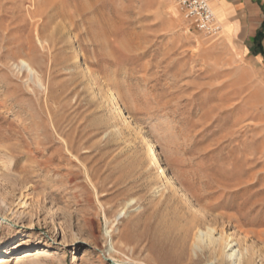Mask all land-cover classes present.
<instances>
[{
  "label": "rangeland",
  "instance_id": "rangeland-1",
  "mask_svg": "<svg viewBox=\"0 0 264 264\" xmlns=\"http://www.w3.org/2000/svg\"><path fill=\"white\" fill-rule=\"evenodd\" d=\"M214 13L209 38L172 0H0V264H208L207 219L264 257V0L236 32Z\"/></svg>",
  "mask_w": 264,
  "mask_h": 264
},
{
  "label": "bare ground",
  "instance_id": "bare-ground-1",
  "mask_svg": "<svg viewBox=\"0 0 264 264\" xmlns=\"http://www.w3.org/2000/svg\"><path fill=\"white\" fill-rule=\"evenodd\" d=\"M211 8L214 13L212 2H211ZM54 13H57V11H54L53 14ZM73 49L75 50V47ZM29 62L24 59H20L19 69L22 72L26 71L29 75L32 76L35 74V70L31 65V62L30 63ZM79 64H80L79 58H76L72 61L73 68L79 66ZM88 91L91 92L92 95L93 94L96 95L98 91V89L95 87V83L93 80H91ZM105 101L108 105L114 108V111H111L108 117V120L111 123H113L112 125L113 130L118 127V123L116 121L118 119H121L125 125L131 126V122L126 113L125 105L120 101L115 91L108 89L105 97ZM143 142L146 144L145 153L143 154L144 161L147 162V166L150 168V171L153 172L151 177L154 186H156V191H157L156 193H159L160 191L159 187L157 186L159 184H161L164 189H168L169 187L172 188L174 184H176L175 179L164 166L160 158V154L157 151L158 147L155 141L150 139V137L146 134ZM184 197L187 198L185 194ZM120 215H124V213L123 214L120 213ZM104 216H105L104 233L105 236L108 238L111 236L112 232L108 227L109 217H107V215ZM211 224L210 222H208L207 219L204 222V230L200 229L198 225H195V227H193L197 229L196 232L193 234L192 244L190 247L192 249L193 254L197 255V253L201 254L206 251L208 253V258H209L208 264H256V259H259V262H261V264H264V257L259 255L261 253L258 254L259 251L257 252L256 246L251 241L249 234H247L245 231H241V236L238 237L233 232H230L228 228L224 227L225 225L222 226L221 232H218L217 228H214ZM186 225L188 224H185V226ZM2 231L4 235H9L10 233L20 234V231L18 229L14 228L9 224H6L5 229H3ZM109 246L110 247L108 252L115 253L116 250H114V247H112L111 244ZM50 254L51 252L45 248L39 249L36 253V255L39 258L38 259L39 261L40 259H46L47 257L50 256ZM128 263L138 264L133 261H128Z\"/></svg>",
  "mask_w": 264,
  "mask_h": 264
},
{
  "label": "built area",
  "instance_id": "built-area-1",
  "mask_svg": "<svg viewBox=\"0 0 264 264\" xmlns=\"http://www.w3.org/2000/svg\"><path fill=\"white\" fill-rule=\"evenodd\" d=\"M184 18L209 38L220 35L221 27L211 8L212 0H172Z\"/></svg>",
  "mask_w": 264,
  "mask_h": 264
},
{
  "label": "crops",
  "instance_id": "crops-1",
  "mask_svg": "<svg viewBox=\"0 0 264 264\" xmlns=\"http://www.w3.org/2000/svg\"><path fill=\"white\" fill-rule=\"evenodd\" d=\"M260 0H212V7L230 30L240 29L247 19V11H253Z\"/></svg>",
  "mask_w": 264,
  "mask_h": 264
},
{
  "label": "water",
  "instance_id": "water-1",
  "mask_svg": "<svg viewBox=\"0 0 264 264\" xmlns=\"http://www.w3.org/2000/svg\"><path fill=\"white\" fill-rule=\"evenodd\" d=\"M111 264H115L114 262H111Z\"/></svg>",
  "mask_w": 264,
  "mask_h": 264
}]
</instances>
